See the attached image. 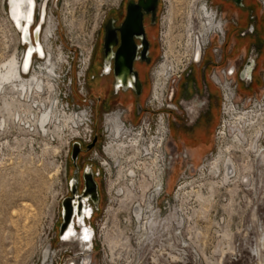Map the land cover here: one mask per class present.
Masks as SVG:
<instances>
[{
    "label": "rangeland",
    "instance_id": "374dc122",
    "mask_svg": "<svg viewBox=\"0 0 264 264\" xmlns=\"http://www.w3.org/2000/svg\"><path fill=\"white\" fill-rule=\"evenodd\" d=\"M211 1L162 0V25L159 33L161 59L152 70L153 73L157 74L164 63L169 66L174 79L175 71L187 59H194L195 50L190 56L188 35L197 36L202 8L205 3L210 6ZM118 2L119 0H35L33 27L40 22L43 13L40 43L45 57L42 61H34L28 78L33 71L41 72L48 62L68 80L69 66L73 72L76 65L87 59L97 24L103 13ZM212 9L216 10L214 7ZM169 11L172 14L170 20ZM208 11L214 16L216 26L213 31L221 32L222 20H215L214 12ZM262 17L264 21V14ZM222 18L225 19L224 14ZM226 18L230 24L234 14ZM228 23L225 31L229 34L224 44L227 47L237 35L233 29L230 31ZM48 30L51 34L45 40ZM17 32L7 14L6 1L0 0V70L16 56L21 61L26 47L21 45ZM205 45L206 43L202 50ZM252 52L247 53L248 58L255 54ZM205 56L204 64L214 65L215 57L210 49ZM212 71L207 74L209 79ZM263 72L264 68L259 71V80H255L252 89L247 88L244 81L239 82L236 112L250 111L255 106L263 107L252 101H245L255 95L261 103L264 97ZM248 73L249 69H245L243 79H246ZM171 82L166 84L170 85ZM184 92L183 89L177 93V104ZM42 95L48 100V95L44 92ZM1 96L0 112L2 111L1 117L5 118V125L0 128V264H63L64 257L59 251L60 246L56 244L54 227L63 193L64 148L70 130L58 123L55 126L47 124L46 131H43L34 123V117H29L31 114L26 113L25 119H29L31 126H35V129L29 130L24 123L18 124L14 117L6 115L7 112L3 109L7 101ZM178 118L180 123L171 122L170 141L176 139L178 126L182 125V118ZM231 122L233 123V119L227 114L220 124L219 104L215 108L212 124L207 127L208 134L213 133L212 152L202 162L195 163L194 167L182 154L178 155L179 159L175 162L177 170L175 169L169 190L167 177L166 195L153 201L160 209L162 227L148 229L147 232L146 229H140V223L132 215L136 202L129 205L128 213L121 211L118 203H107L100 222V226L105 228L96 229L98 246L91 264H264V165L254 159L247 147L244 151L235 147ZM217 127L218 136L215 135ZM155 137L158 139L160 135ZM259 142L264 148V135ZM219 153L231 157L239 172L228 183H222L218 176L212 178L208 172L209 163ZM134 162L136 167H140L135 168L138 173L135 185L139 191L136 195L141 197L140 185L143 184L144 177L147 179L141 168L145 163L144 157L134 158ZM190 165L192 170H186ZM243 175L246 178L242 179ZM177 181L178 188L175 191ZM214 182L216 189H213L210 200H197V195L209 197V184ZM127 186L130 188V185ZM152 195L155 194L148 193L146 188L143 201L139 200L141 205ZM116 216L119 218V228L112 221Z\"/></svg>",
    "mask_w": 264,
    "mask_h": 264
},
{
    "label": "flooded vegetation",
    "instance_id": "af4514ba",
    "mask_svg": "<svg viewBox=\"0 0 264 264\" xmlns=\"http://www.w3.org/2000/svg\"><path fill=\"white\" fill-rule=\"evenodd\" d=\"M211 4L221 17L234 14L229 28L237 33V42L246 46V53L258 54V61L247 54L241 64V70L249 69L252 77L261 61L264 65V7L258 0H212ZM162 11V0H119L103 13L94 30L78 94L79 105L93 113V132L86 144L73 141L67 147L62 169L63 193L54 227L65 264L92 263L98 246L96 229L105 228L100 222L107 203H118L121 211L129 212L128 181L125 182L128 179L125 174H118L120 166L122 173H126L128 164L125 159L116 163L105 152L110 144L107 130L114 127L115 121L136 125L146 113L154 83L152 70L161 59ZM228 34L224 35L226 39ZM199 48L201 53L202 46ZM176 86L177 82L169 86L166 95V100L179 111L169 115V125L172 121L180 123L178 117L182 118V124L190 121L184 116V104L175 102ZM218 104L212 106L207 123ZM104 118L110 123L107 127ZM174 171L173 167L170 174ZM112 221L119 228V218L116 216Z\"/></svg>",
    "mask_w": 264,
    "mask_h": 264
},
{
    "label": "bare ground",
    "instance_id": "6f19581e",
    "mask_svg": "<svg viewBox=\"0 0 264 264\" xmlns=\"http://www.w3.org/2000/svg\"><path fill=\"white\" fill-rule=\"evenodd\" d=\"M8 4L10 12H7V14L11 16L16 23H18L19 28L23 26H27L28 28L31 25L32 20L31 10L34 5L33 0H8ZM168 13V19L170 20L172 14L170 11ZM201 16L202 20L200 22V28L197 36H193L191 34L188 35L190 56H192L195 46L194 60L196 61L202 53V51L200 53L199 47L203 46L205 43L207 44L210 36L217 33H223V30L221 32L213 31L216 26L214 16L208 11L206 6L202 8ZM50 23L51 20L49 18V24ZM212 31L214 33H211ZM49 33L51 34V31L48 30L45 35V40L48 38ZM22 68H24V66L18 56H16L7 64L3 65L0 70V96L2 95L1 98L6 99L7 101V103H5V108H2L5 112H7V114H5L11 115L12 118L14 117L15 119L18 108L23 105L25 108L23 111L25 115L26 113L31 114L29 117H34V123L36 122L37 126L43 131H46L47 124L55 126V124L58 123H61V126L63 128H67V130L75 129V127L79 125L81 117L74 114H63L62 110L58 106L55 94V84H53L54 78L56 77V70L54 66L47 62V65L42 68L41 72L33 71V74L29 78L28 76L22 75ZM169 71V66L164 63L157 71L156 82L153 87V96H156L157 99H160V97H162L161 95L164 94L163 91L165 85L171 75ZM235 76H233V78ZM238 84L239 82L237 81V90ZM43 92L45 95L49 96L48 100L43 98ZM53 94L55 95V98L53 97ZM235 98L238 99L239 97L236 95ZM234 105L235 104L231 102L229 98L228 103L225 104V110L233 119V123L231 122V125L235 147L242 151L246 150L244 148L247 147V151L253 155L254 159L260 161V163L264 165V148L263 144L259 142L260 137L264 135V106L261 108L253 106L254 108L250 111L242 110L236 112ZM1 112L0 128L5 125V118L1 117ZM55 131H58V128H55ZM108 131L110 145L106 149L107 153L114 158L116 163H120V161L125 159V163L128 164L126 165L128 167L126 173H122L120 166L118 168V174L120 176L125 174V177L128 179L127 185H130V188L127 186L126 196L129 205L132 206V204L136 202L132 212L133 217L136 222L140 223V229H146V232L148 229H157L158 227H162L163 218L159 214V211L152 207V199L154 198V195L150 196L149 200L146 202L144 201L142 205L140 201L142 202L144 199L145 190L148 185V178H150L155 185V190L152 193L159 194V190L161 189L162 162L164 156L161 150L164 143L163 135L160 134L158 139L157 137H154L146 140L143 134L140 137H136L129 131L119 133L116 127H109ZM155 138L157 140H155ZM137 157H144L145 163L140 166L143 168L144 174L147 176V179L145 177L143 178V184L140 185V190L142 191L141 197L137 196V192L139 191L135 185L138 177L136 170L138 166L136 167L134 158ZM208 172L212 178H214L213 176L220 177V181L222 183H228L232 177L238 175L239 173L234 161L231 157L225 155V153H219L215 160L209 163ZM241 178H246V176L243 175ZM215 184L216 182L209 184L211 190L209 197L197 195V200L200 202H207L210 200L213 195V189H216L214 188ZM166 225L167 224H165V226ZM47 252H49V250H47Z\"/></svg>",
    "mask_w": 264,
    "mask_h": 264
},
{
    "label": "built area",
    "instance_id": "2783aa9c",
    "mask_svg": "<svg viewBox=\"0 0 264 264\" xmlns=\"http://www.w3.org/2000/svg\"><path fill=\"white\" fill-rule=\"evenodd\" d=\"M261 5L264 7V0H259ZM205 6L207 9L210 11H213V6L207 5L205 3ZM215 14V18L222 20L223 22L222 27H223V33H217L213 36H210V39H208L207 44L203 47L201 56L199 60H194V59H187L185 61V64L181 66L180 69H177L175 71V78L172 79L173 74L168 78V82L172 81L170 85H165L164 91L160 97V99H157L156 96H153V87L154 83L152 84V89H151V94H150V100L149 104L146 107V113L142 116L140 119L139 123L136 125L133 123H120L115 121L116 123L114 124V127H116L119 131L121 132H126L129 131L133 136L140 137L142 134L146 138H153L157 135L162 134L163 135V146H162V153H163V162H162V182H161V189L159 190V194H155L154 198L152 200V207L155 210L159 211V214L161 215L160 209L154 205L153 201L158 200L160 197L166 195V188H167V177L169 176V173L173 169V166L175 165V162L179 159V156L174 148V146L170 142V125H169V115L172 112L179 113L176 105L173 103H170L166 100V95L167 90L169 86H171L173 83L178 82L179 79L181 78L182 74L188 69V67L192 64H199L203 57L206 54V51L209 49L211 50L212 54L215 57L214 60V70L210 74V80L212 83L217 87L219 91V96H220V124L223 121V118L228 114L225 110V104L228 103L229 98L230 101L233 102L235 105V108L237 110V104H236V95H237V79L233 76L238 74V70L234 65H223L221 66V60H222V49L225 44V25H226V20L223 19L220 15L217 14L216 10L213 11ZM18 33V32H17ZM24 47V46H23ZM162 49V46H161ZM91 50V49H90ZM90 53V52H89ZM24 52L21 55V62L23 61V56ZM89 55V54H88ZM44 57H45V52H44ZM44 59V58H43ZM43 59H40L41 61ZM35 60H38V58L33 57L31 66H30V72L32 71L33 68V63ZM88 64V57L85 61L81 62L80 65L75 66V70L72 72V67L69 66L68 68V74L70 77L68 80H66V76H64L63 73L59 72L58 70L56 71V77L54 78V84H55V94H56V99H57V104L61 108L63 114H74L78 115L81 117L79 125L75 127V129L71 130L70 129V135L67 140L66 146L64 148V158L67 153V147L69 143L73 141H79L83 142L84 144L87 143L90 135L93 132V125H94V120H93V113L89 110V108H84L79 105L78 102V94L80 93V89L82 87L83 79H84V74L87 68ZM28 72L26 75L22 74L23 76H28L30 74ZM262 82H263V88H264V72L262 73ZM77 98V99H76ZM245 101H252L253 104H260L264 106V97L261 101V103L258 102L257 97L251 96L245 99ZM156 105L158 106V109H155ZM23 105H21L18 110L17 114L15 117V121L19 123H24L25 127L29 130H32L33 128L35 129V126H31L29 119H25V113ZM239 112V111H238ZM103 123L107 126H109L110 123H106V118H104ZM219 124V126H220ZM219 127H217L216 134L218 136ZM108 134V140L109 139V132L107 130ZM216 136V138H217ZM110 145V144H109ZM109 147V146H108ZM105 148V152L107 153ZM108 154V153H107ZM109 155V154H108ZM110 156V155H109ZM112 157V156H110ZM182 157L185 158L186 156L182 154ZM113 158V157H112ZM186 170H192L191 165L187 166ZM147 192L152 193L155 190V185L151 181L150 178L147 180ZM178 188V181L175 183V191ZM150 190V191H148ZM65 264L64 262H62Z\"/></svg>",
    "mask_w": 264,
    "mask_h": 264
},
{
    "label": "crops",
    "instance_id": "0c3cea01",
    "mask_svg": "<svg viewBox=\"0 0 264 264\" xmlns=\"http://www.w3.org/2000/svg\"><path fill=\"white\" fill-rule=\"evenodd\" d=\"M225 20L228 23L229 20L227 18H225ZM227 26L228 25H226V27ZM231 26L232 25L229 24V27ZM224 47L223 49H225V51L222 50L221 65H226V63L228 65H234L238 70V74L235 76L237 81H244L246 87L252 89L256 82L255 80H259V71L264 68L262 61L257 71L252 74L251 82L246 79H239L238 76L241 72V64L247 56L246 46L242 43H238L236 38H234L229 47L226 45ZM205 57L206 56L203 57L199 64L190 65L182 74L176 86L177 93L183 89L185 91V94L180 99V103L184 104V116L190 119V121L180 126L177 134H175L176 139L170 142L174 146L177 154H184L186 156V161L193 167L195 163L199 161L202 162L212 152L213 133L209 135L207 127L212 124L213 116L211 122L208 121V123L207 116L210 110H213L212 106L220 103L219 91L207 75L209 71H212L214 65L204 64ZM251 58L258 61V54H251L250 59ZM173 167L174 169L177 168L176 165Z\"/></svg>",
    "mask_w": 264,
    "mask_h": 264
},
{
    "label": "water",
    "instance_id": "95a60500",
    "mask_svg": "<svg viewBox=\"0 0 264 264\" xmlns=\"http://www.w3.org/2000/svg\"><path fill=\"white\" fill-rule=\"evenodd\" d=\"M33 2H34V5L31 10L32 20H31V25L28 28L27 26L25 27L23 26L19 28L18 23H16L15 20L12 19L11 16L8 15L14 27L20 34L21 45L26 47V49L24 50V58L22 61V65L24 66V68H22V72H21L24 75L30 72L29 70H30L32 58L34 57V55L38 59L44 58V51L42 50L41 43H40V34L42 30L40 29V26H42L43 24L44 14L43 13L41 14L40 22L35 27H33L34 26V12L36 8L35 0H33ZM6 8H7V12H10L8 0H6ZM243 74H244V70H241L238 76L239 79L243 80V77H242ZM246 80L251 81V71H249L246 77Z\"/></svg>",
    "mask_w": 264,
    "mask_h": 264
},
{
    "label": "trees",
    "instance_id": "16d2710c",
    "mask_svg": "<svg viewBox=\"0 0 264 264\" xmlns=\"http://www.w3.org/2000/svg\"><path fill=\"white\" fill-rule=\"evenodd\" d=\"M177 170V169H176ZM176 170L171 174V177H169V179H168V190H169V188H170V185H171V183H172V179H173V176L175 175V173H176Z\"/></svg>",
    "mask_w": 264,
    "mask_h": 264
}]
</instances>
